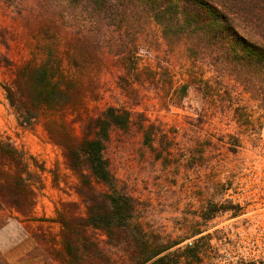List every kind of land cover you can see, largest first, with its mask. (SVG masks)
<instances>
[{"label": "trees", "instance_id": "16d2710c", "mask_svg": "<svg viewBox=\"0 0 264 264\" xmlns=\"http://www.w3.org/2000/svg\"><path fill=\"white\" fill-rule=\"evenodd\" d=\"M20 1L0 0V10L8 13ZM29 1L31 15L52 20L60 30L100 34L121 62L119 83L129 99L141 96L140 103L137 84L144 86L157 75L153 66L140 61L141 40L155 23L167 46L184 45L194 67L208 66L241 85L264 110V0ZM1 21L0 49L9 51L13 33ZM3 65L12 71L2 87L19 125L42 123L50 140L62 149L66 166L78 177L79 200L63 201L57 209L60 239L33 230L37 245L26 258L41 257L45 264H203L201 238L192 244L188 238L183 244L185 237H165L147 229L138 201L118 186L107 156L113 136L132 130H138L144 143L160 154L156 142L163 131L158 125L133 106L109 105L98 114L90 113L86 98L99 91L68 76L63 57L54 49L41 61L33 57L22 63L0 53ZM165 78L169 87L160 93L162 103L184 106L191 82L177 85L174 75ZM234 105L232 99L213 98L209 107L214 113L204 110L202 120L218 113L238 120L250 117L245 106ZM211 145L216 144L211 141ZM44 169L35 156L0 134V229L10 218L36 219V185ZM7 261L0 249V264Z\"/></svg>", "mask_w": 264, "mask_h": 264}, {"label": "rangeland", "instance_id": "374dc122", "mask_svg": "<svg viewBox=\"0 0 264 264\" xmlns=\"http://www.w3.org/2000/svg\"><path fill=\"white\" fill-rule=\"evenodd\" d=\"M29 4V0H23L9 8L8 13L0 10L1 23L13 33L10 50L2 47L0 53L7 52L15 63H22L33 57L41 61L54 49L63 57L68 76L77 77L99 91L86 98L90 113L98 114L109 105L133 106L158 125L163 131L156 142L160 154L144 143L138 130L113 136L107 156L118 186L138 201L139 214L148 230L165 237H185L183 244L188 238H201L203 264H217L210 237L217 236L219 216L225 215L229 208L224 191L244 166L263 153L264 110L259 103L241 85L208 66L194 67L185 46H167L155 23L141 40L140 61L142 65L153 66L157 75L144 86L137 84L142 94L140 103L141 96L129 99L119 83L121 62L103 43L100 34L60 30L52 20L31 15ZM20 8H25L23 14L18 13ZM166 75H174L177 85L191 82L184 106L168 107L162 103L160 93L169 87ZM11 77L12 71L0 66V134L35 156L37 163L45 167L42 180L36 185L34 214L47 220L48 232L55 234L50 227L56 231L57 228L49 222L50 218L56 219L63 201L79 200L75 191L78 177L66 166L62 149L50 140L42 123L32 127L19 125L2 87ZM225 97L232 99L235 107L245 106L250 117L238 120L218 113L208 114L203 121L204 110L214 113L209 107L211 100ZM77 128L80 130L79 123ZM212 133H216L215 137ZM215 205L217 210L212 211ZM10 221L15 226L4 230L5 242L20 234L19 224L12 218L7 224Z\"/></svg>", "mask_w": 264, "mask_h": 264}, {"label": "built area", "instance_id": "2783aa9c", "mask_svg": "<svg viewBox=\"0 0 264 264\" xmlns=\"http://www.w3.org/2000/svg\"><path fill=\"white\" fill-rule=\"evenodd\" d=\"M229 208L219 216L210 248L217 264H264V149L224 191ZM189 244L193 239H189Z\"/></svg>", "mask_w": 264, "mask_h": 264}, {"label": "crops", "instance_id": "0c3cea01", "mask_svg": "<svg viewBox=\"0 0 264 264\" xmlns=\"http://www.w3.org/2000/svg\"><path fill=\"white\" fill-rule=\"evenodd\" d=\"M36 219L34 220H18L14 219L17 224H19V233L17 236L16 234L11 239L7 240L5 242L4 239V230L14 227V222H9L7 225H5L2 229H0V249L3 251L5 256L7 257V264H45L43 261H41V257L36 258H26L25 255L28 253V250L32 249L34 246L37 245L35 238L33 237L32 231H40L43 230L47 233L49 237L54 236L57 239H60V233L62 229V225L60 222H58L55 217L54 219H51L49 215H46L47 218H50L53 225L55 224V228H57V231L54 230L52 227L50 229L55 232V234L49 233L47 229V220L40 219L38 215H35ZM44 224V225H40ZM44 226V227H43ZM4 239V240H3Z\"/></svg>", "mask_w": 264, "mask_h": 264}]
</instances>
